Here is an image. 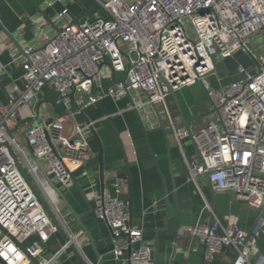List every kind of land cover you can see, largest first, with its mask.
<instances>
[{
    "label": "built area",
    "instance_id": "built-area-1",
    "mask_svg": "<svg viewBox=\"0 0 264 264\" xmlns=\"http://www.w3.org/2000/svg\"><path fill=\"white\" fill-rule=\"evenodd\" d=\"M94 3L103 14L74 22L65 8L59 14L64 18L59 32L42 30V41L28 43L12 60L22 72L8 102L0 107V264H36L28 253L38 264H65L74 256L71 244L88 264H99L87 259L82 249V242L88 239L85 232L79 226L71 230L43 182L36 159L60 187L74 186L75 172L93 155L90 124L78 122L75 116L106 98L118 101L128 95L134 100L128 109L138 108L148 127L156 125L148 111L152 105L169 115L174 127L172 137L186 162L189 180L198 184L199 177L206 176L214 191L234 192L263 210L250 230L237 222L225 223L217 216L211 225L199 221L189 226V235L206 242L207 259L228 246L236 252L232 264H264V253L258 246L264 227V53L256 54L250 46L252 38L264 31V0ZM238 51L250 53L255 68L241 63L233 70L226 66L235 79L222 85L217 64ZM107 60L112 62L116 78L126 77L127 85L116 82L102 88L106 71L112 77ZM119 73L124 76L119 77ZM211 76H216L218 88L213 86ZM196 83L203 86L210 108L216 110L207 121L191 126L195 154L189 156L184 142L190 140V131L185 126L175 128L167 98L172 90ZM47 84L54 87L57 102L67 110L46 118L31 112L23 117L22 111L30 110L31 102ZM23 119L29 124L24 129L20 123ZM18 131L24 134L29 151H24L17 140ZM14 154L51 204L70 242L51 250V238L60 233ZM113 176L112 187H104L93 212L112 231L116 260L127 259L126 250L131 247L128 258L133 264H153V242L145 239L142 225L133 223L124 198L127 179ZM70 220L75 222L71 216Z\"/></svg>",
    "mask_w": 264,
    "mask_h": 264
},
{
    "label": "crops",
    "instance_id": "crops-1",
    "mask_svg": "<svg viewBox=\"0 0 264 264\" xmlns=\"http://www.w3.org/2000/svg\"><path fill=\"white\" fill-rule=\"evenodd\" d=\"M79 1L85 7L91 5L87 0ZM35 5L40 6L59 28L64 22V18L60 17L59 14L65 8L68 9V16L73 19L81 12V6L74 0H0V70H2V72L0 71V76L5 72H9L8 77H5L2 80V84H0V107L8 102L14 82H19L18 78L21 76L20 66L14 62L12 63V60L22 54L23 47L28 43L39 44L42 41V30L50 33L56 32L55 28L46 22L44 16L37 10ZM10 34L14 36V39L9 36ZM260 48L261 53H264V44ZM238 53L244 52L238 51ZM224 62L230 70H233L237 63H241L251 70L255 68L254 63L244 64L237 58L233 62L229 58ZM118 76L123 77L124 75L119 73ZM114 83H116L115 80L106 71L101 84L102 88L107 89ZM98 90L96 88L95 92ZM57 98L58 94L54 87L51 84H47L31 102L30 110L22 111V116L24 117L30 112L35 113L40 118L62 114L67 108L63 103L57 102ZM102 103V105L98 103L85 107L81 114L75 116V119L81 123H86L87 118L94 122L104 146L105 186L110 188L114 182V174L127 179L121 148L112 126L106 120L105 111L114 120L124 141L132 172L134 187L132 221L143 226L145 239L153 242L154 246L155 229L163 225V217L167 214L162 179L146 145L137 116L134 110L128 109L131 103L130 98L127 96L118 101L106 98ZM167 105L172 117L178 122L182 120L179 106L185 117H191L198 112L193 94L188 87L175 90L174 96L170 94L167 98ZM74 109L75 104L72 105V110ZM148 111L152 115L151 122L157 125V118L152 107L148 108ZM161 116L165 124L170 123L167 113H161ZM207 119L205 117L194 120L190 125L192 127L197 126L207 121ZM25 122V119H23L20 123L23 126L29 125L27 122L24 124ZM90 137L92 158L75 172V177L84 188L94 207L101 195L102 188L99 145L91 132ZM150 140L172 196V175L163 135L161 132H154L150 134ZM171 144L172 168L178 187V194L180 198L188 197L190 199L192 211L181 213L182 227L176 238L177 217L175 212L172 218L168 220L167 229L159 232L160 255L158 264H201L202 243L196 237L189 235L187 228L199 221L209 222V212L213 204L212 192L206 176H200L198 184L189 180L186 162L173 137L171 138ZM184 146L189 156L195 154V146L192 140H186ZM41 176L43 182H45L42 173ZM45 184L54 198V193L51 192L53 190L46 182ZM63 190L78 211H83L87 208L79 190L75 186ZM124 198L128 202V191ZM56 204L64 215L66 211L63 206L59 204L58 200ZM214 205L216 216L223 222H237L246 230H250L253 227L262 211L241 200L231 191H214ZM66 214L71 216L70 212ZM84 220L94 236L97 249L102 253L104 264H121L123 260H116L112 253V231L106 223L98 219L93 211ZM52 238V242L49 243L51 250L58 248L64 243L60 234ZM258 246L260 251L264 253V227L258 238ZM194 247L198 249L194 250ZM82 249L87 259L92 262H98L88 239L82 242ZM174 249H176L175 253ZM235 253L232 247L227 246L221 252L215 254L212 259H206L204 264H232L235 259ZM65 264H79V262L73 256L65 261Z\"/></svg>",
    "mask_w": 264,
    "mask_h": 264
},
{
    "label": "water",
    "instance_id": "water-1",
    "mask_svg": "<svg viewBox=\"0 0 264 264\" xmlns=\"http://www.w3.org/2000/svg\"><path fill=\"white\" fill-rule=\"evenodd\" d=\"M76 3H78L81 6V12L74 18V22H78V20L80 18H82L84 15H90L91 14V8L94 6L95 3H92L91 5H89L88 7H85L79 0H74ZM35 7L37 8V10L44 16L46 22L53 26L55 28L56 32L60 31V28L58 26L55 25V22L50 19L48 17V15L44 12V10L38 6L35 5ZM1 24V21H0ZM12 39H14V36L12 34L9 35ZM16 44L17 42L14 41ZM106 64L110 67L111 70V75L112 78L115 80V82H120L124 85H127L126 83V77L123 78L122 80H118L116 78V73L115 70L112 66V62L110 60L106 61ZM217 75L223 77L222 80V85H225L229 82H231L232 80H234L235 78L230 76L232 72H227L226 71V65L225 62H219L217 64ZM9 72H5L2 74V76H0V84H2V80L5 77H8ZM211 82L213 84L214 87H219L220 85L216 84V76H211ZM188 88L191 90L193 97H194V102L197 106V114L191 116V117H185L182 109L179 106V110L182 114V120L181 122H178L176 120V125L175 128H179L182 126H185L189 131H190V140H192V130H191V122L197 119H202L207 117L208 115H210L211 113H213L216 109L210 108V100L209 97L205 91V89L203 88V86L200 83H196L193 84L191 86H188ZM171 94L174 96L175 95V91L172 90ZM130 98L131 103L134 105V100L133 97L131 95H128ZM149 97V96H148ZM100 104L102 105L103 103L100 102ZM152 109L154 110V113L156 115L157 118V125L153 126V127H148L140 110L138 108H134V112L137 116V120L140 124V127L142 129V133L143 136L145 138V142L146 145L148 147V150L150 152V155L153 159V162L155 164V167L162 179L163 182V194H164V200H165V204L167 207V214L163 217V225L159 226L155 229V239H154V260L153 263L154 264H158V260H159V255H160V240H159V232L164 231L167 229L168 227V220L170 218H172V216L174 215V212L176 214L177 217V225L175 228V238L178 236L179 230L182 227V217H181V213L182 212H190L192 211L191 208V204H190V199L188 197L185 198H180L179 194H178V187L176 185L175 179H174V172H173V168H172V158H171V138H172V134L174 131V127L169 123V124H165V122L163 121V118L161 116V113L158 111L157 107L155 105H152ZM105 116H106V120L110 123V125L112 126L118 144L121 148V152H122V156H123V162L125 164V168H126V175H127V183H128V209L132 218V207H133V179H132V172H131V168H130V161H129V156L127 153V150L125 148V144L124 141L121 137V133L118 129V127L116 126L114 120L112 119V117L110 116V114L105 111ZM86 123L90 124V130L92 135L94 136V138L96 139L98 145H99V160H100V180H101V188L102 190L105 187V171H104V146H103V142L102 139L100 137V134L98 132V130L96 129L95 125L92 124L90 119H86ZM154 132H161L163 135V140L165 143V147L167 150V154H168V159H169V167L171 170V175H172V196L170 194V191L168 189L167 183H166V178L164 176V173L162 172L160 165L158 163L156 154L153 150L152 147V143L150 140V134L154 133ZM12 133V132H11ZM195 146V145H194ZM16 162L18 167L20 168V170L22 171V173L25 175L26 179L28 180L30 186L32 187L34 193L36 194V196L38 197V199L40 200V202L42 203V205L45 207L46 211L48 212V214L50 215L52 221L54 222V224L56 225L58 232L61 234V236L63 237L65 242H70V236L68 235V233L66 232V230L63 228V226L61 225V223L59 222V220L57 219V216L54 213V210L51 206V204L48 202V200L46 199V197L44 196V194L42 193V191L38 188V186L29 178V176L27 175L25 168L23 167L22 163L18 160V158L16 157V155L14 154ZM37 164L41 170V173L45 179V182L48 184V186L56 193L57 197L60 198V200L65 204L66 208L69 210L71 217L75 220V222L77 223V225L79 227H81L83 229V231L86 234V237L88 238L90 245L92 246V249L94 251V254L96 256V259L98 261L99 264H104L103 262V257H102V253L99 252V250L96 247V242L94 239V236L90 230V228L87 226V224L85 223L84 218L91 214L93 211V205L90 201L89 196L87 195V193L85 192L84 188L81 186V184L79 183V181L75 178L74 179V186L79 190L87 208L83 211H78L76 209V207L74 206V204L71 202V200L68 198L67 193L63 190L62 187H60L47 173L43 163L41 162V160L36 159ZM209 187L211 189L212 192V209L209 212L210 215V220H209V225H211L214 221V218L216 216L215 214V205H214V191L212 188L211 183L209 182ZM263 210L260 212L258 218L262 215ZM202 247H203V251L200 254L201 258H202V262L201 264H204L205 260L207 259L206 257V250H207V244L206 242L202 243ZM70 249L71 251L74 253V256L76 257V259L78 260L79 264H88V261L86 260V258L82 255V253L80 252V250H78V248L74 245L71 244L70 245ZM131 247H129L126 250L127 253V259L123 260L121 264H133V262L128 258L129 253H130ZM176 252V249H174V253ZM29 257L32 259L33 262H35L36 264H38V261L35 257L31 256L28 253ZM66 256H63L62 259H64Z\"/></svg>",
    "mask_w": 264,
    "mask_h": 264
},
{
    "label": "rangeland",
    "instance_id": "rangeland-1",
    "mask_svg": "<svg viewBox=\"0 0 264 264\" xmlns=\"http://www.w3.org/2000/svg\"><path fill=\"white\" fill-rule=\"evenodd\" d=\"M88 3L92 4L94 3V0H87ZM95 13H99V14H103V11L101 10V7L97 4H94V6L92 7V11L90 15H84L85 17H90L91 15L94 16ZM264 44V31L260 32L259 34L255 35L252 38V41L250 43V46L252 48V50L256 53L261 55V45ZM244 53H238L236 52V56L234 54V56L230 57V61H234L235 58L239 59L241 62H243L244 64H249V63H254V60L251 56L250 53H246L245 51H243ZM19 81V78H18ZM19 83V82H18ZM200 122V121H199ZM198 122V123H199ZM25 126H23L22 129H24ZM69 131V125L67 126V132ZM16 136H17V140L19 141V143L21 144L22 148L24 149V151H29V146L26 144L25 140H24V134L21 131L16 132ZM52 193H54V198L56 199V201L58 200L59 204H61V206H63L64 210L66 212H64V216L66 217L70 228L72 231H75L78 228V225L75 222H71L70 223V216L67 215L66 213H69V210L66 208L65 204L60 200V198L57 197L56 193L54 191H51ZM58 206V205H57ZM63 238V237H62ZM53 239V238H52ZM64 240V239H63ZM52 242V240L50 241V243Z\"/></svg>",
    "mask_w": 264,
    "mask_h": 264
},
{
    "label": "bare ground",
    "instance_id": "bare-ground-1",
    "mask_svg": "<svg viewBox=\"0 0 264 264\" xmlns=\"http://www.w3.org/2000/svg\"><path fill=\"white\" fill-rule=\"evenodd\" d=\"M78 242L80 243V239H78Z\"/></svg>",
    "mask_w": 264,
    "mask_h": 264
}]
</instances>
